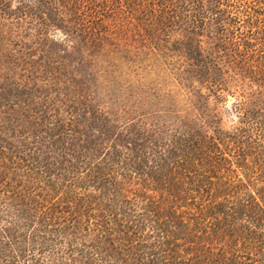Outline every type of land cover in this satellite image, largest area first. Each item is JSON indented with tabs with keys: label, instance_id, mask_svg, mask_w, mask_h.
<instances>
[{
	"label": "trees",
	"instance_id": "16d2710c",
	"mask_svg": "<svg viewBox=\"0 0 264 264\" xmlns=\"http://www.w3.org/2000/svg\"><path fill=\"white\" fill-rule=\"evenodd\" d=\"M8 2L0 10L34 22L35 41L54 29L86 49L115 46L136 57L171 40L188 65L219 72L209 42L249 80L263 79L264 0ZM209 72L202 77L220 98L224 80ZM242 103L233 105L240 119L225 142L198 110L178 109L138 124L127 145L92 140V154L81 137L37 147L32 160L18 143L23 135L0 144V160L38 184L0 181V264H264V118L255 121ZM74 113L66 134L81 125ZM245 144L260 156L246 159Z\"/></svg>",
	"mask_w": 264,
	"mask_h": 264
},
{
	"label": "rangeland",
	"instance_id": "374dc122",
	"mask_svg": "<svg viewBox=\"0 0 264 264\" xmlns=\"http://www.w3.org/2000/svg\"><path fill=\"white\" fill-rule=\"evenodd\" d=\"M8 3L16 5L15 0ZM36 28L34 22L28 25L0 10V144H16L23 135L18 143L31 160L39 153L37 147L45 152L50 142L58 140L62 144L74 137H81L91 154L95 152L92 140L96 138L108 144L118 140L127 145L133 135L137 137L133 128L138 124L160 123L170 114L178 116V109L182 113L198 110L210 122L211 130L221 128L218 134L223 141L228 140L226 135L233 133L240 119L233 108L236 102L242 101L241 111L255 121L264 118V73L260 81L249 80V73L228 65L221 52L209 50V42L203 46L219 65V72L212 65L209 69L188 65L190 59L173 51L171 40L160 42L157 50L144 49L135 57L115 46L86 49L85 41L73 35L66 42L63 34L54 29L50 40L35 41L31 34ZM208 70L224 80L225 91L220 98L210 92L202 77V72ZM174 96L178 100L173 103L169 98ZM70 110L81 125L66 134L64 122ZM212 112L216 115L213 121ZM58 120L65 128L56 125ZM245 146L250 154L246 159L260 156L254 144ZM0 181L1 186L19 181L38 186L4 159L0 160ZM131 185L132 190L137 189Z\"/></svg>",
	"mask_w": 264,
	"mask_h": 264
}]
</instances>
